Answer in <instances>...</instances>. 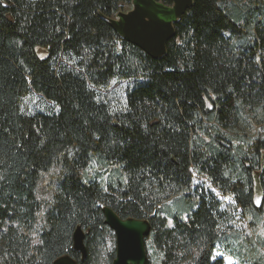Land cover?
<instances>
[{
	"label": "trees",
	"instance_id": "trees-1",
	"mask_svg": "<svg viewBox=\"0 0 264 264\" xmlns=\"http://www.w3.org/2000/svg\"><path fill=\"white\" fill-rule=\"evenodd\" d=\"M121 4L0 0V264H112L104 206L148 221L146 264H264L192 182L264 224V0H192L160 58L110 26Z\"/></svg>",
	"mask_w": 264,
	"mask_h": 264
},
{
	"label": "water",
	"instance_id": "water-1",
	"mask_svg": "<svg viewBox=\"0 0 264 264\" xmlns=\"http://www.w3.org/2000/svg\"><path fill=\"white\" fill-rule=\"evenodd\" d=\"M131 9L118 11L108 18L110 26L125 41L140 48L152 58L165 54L166 43L175 35L174 24L192 6V0H131ZM104 222L115 235V257L112 264H146L145 237L150 226L146 219L120 218L107 206L102 208ZM74 250L86 256L84 233L77 227L72 235ZM51 264H77L67 255Z\"/></svg>",
	"mask_w": 264,
	"mask_h": 264
},
{
	"label": "rangeland",
	"instance_id": "rangeland-1",
	"mask_svg": "<svg viewBox=\"0 0 264 264\" xmlns=\"http://www.w3.org/2000/svg\"><path fill=\"white\" fill-rule=\"evenodd\" d=\"M131 9V5L129 4H121L119 10L120 11H128ZM90 173H93V171H89ZM193 185L194 188L205 193H211L213 196H215L216 200L220 202V211L222 214L221 217V228L220 232L226 231L228 232L226 237H228L227 240V249L232 250V252L235 254V249H237V246L241 248L244 253L247 254L250 253L252 250L251 247L254 244L260 245L259 240L264 241V224H259L255 228L250 226L249 218L244 215L241 208L238 207L232 198L227 193H222L215 187L211 185L208 179L201 175L194 174L193 177ZM53 186V185H52ZM47 188H45V183L41 184L39 186V194L38 196L40 198H48L49 197V191L47 192ZM256 196V195H255ZM255 204H259V197H255ZM264 221V220H263ZM233 231V232H231ZM237 231V232H235ZM244 236H247L248 239H251V241L246 240L244 241ZM235 238H239V240L236 241V243L233 242ZM253 242V243H252ZM237 252V251H236ZM259 254H264V247H260ZM229 254L222 248V246H218L215 250V257H220L223 259L224 264H237L234 257L228 256ZM237 259V258H236ZM244 264H250L248 261H245Z\"/></svg>",
	"mask_w": 264,
	"mask_h": 264
}]
</instances>
